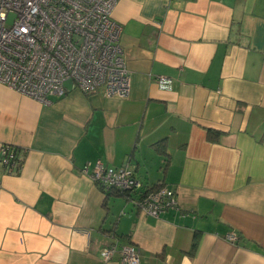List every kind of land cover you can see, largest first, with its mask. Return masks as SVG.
Returning a JSON list of instances; mask_svg holds the SVG:
<instances>
[{"label":"crops","instance_id":"0c3cea01","mask_svg":"<svg viewBox=\"0 0 264 264\" xmlns=\"http://www.w3.org/2000/svg\"><path fill=\"white\" fill-rule=\"evenodd\" d=\"M112 18L127 98L67 82L44 105L0 84V148L23 152L0 164V264H120L101 258L112 238L140 264H264V0H119ZM97 162L177 208L106 199L83 174Z\"/></svg>","mask_w":264,"mask_h":264},{"label":"built area","instance_id":"2783aa9c","mask_svg":"<svg viewBox=\"0 0 264 264\" xmlns=\"http://www.w3.org/2000/svg\"><path fill=\"white\" fill-rule=\"evenodd\" d=\"M118 1L0 0V84L44 105L49 97L65 95L67 82L85 95L100 91L105 97L127 98L130 78L119 45L122 28L112 18ZM155 82L163 90L172 83L164 76ZM21 154L19 148L1 146L6 174L20 167ZM83 174L100 190L129 196L145 215L158 217L177 208L174 190L143 186L129 164L113 168L97 162ZM115 255L120 264H140L134 246L112 238L101 258L108 262Z\"/></svg>","mask_w":264,"mask_h":264},{"label":"trees","instance_id":"16d2710c","mask_svg":"<svg viewBox=\"0 0 264 264\" xmlns=\"http://www.w3.org/2000/svg\"><path fill=\"white\" fill-rule=\"evenodd\" d=\"M215 136H216V133L209 132V137H215ZM158 187H155L153 190H155ZM101 192L103 193V195L105 196L106 199L111 197V196H120V197H125V198L129 197V196L125 195V194H121V193L113 191V190H106V191L101 190ZM194 247L195 246H193V249H194Z\"/></svg>","mask_w":264,"mask_h":264},{"label":"rangeland","instance_id":"374dc122","mask_svg":"<svg viewBox=\"0 0 264 264\" xmlns=\"http://www.w3.org/2000/svg\"><path fill=\"white\" fill-rule=\"evenodd\" d=\"M10 19H12V16H9V19H8V21H9Z\"/></svg>","mask_w":264,"mask_h":264}]
</instances>
